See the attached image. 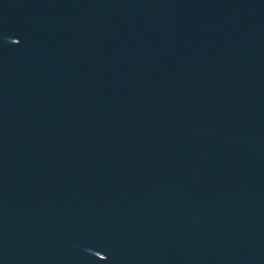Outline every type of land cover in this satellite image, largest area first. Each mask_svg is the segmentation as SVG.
<instances>
[{
  "label": "water",
  "instance_id": "95a60500",
  "mask_svg": "<svg viewBox=\"0 0 264 264\" xmlns=\"http://www.w3.org/2000/svg\"><path fill=\"white\" fill-rule=\"evenodd\" d=\"M0 264H264V0H0Z\"/></svg>",
  "mask_w": 264,
  "mask_h": 264
}]
</instances>
